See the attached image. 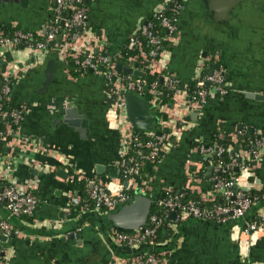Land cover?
Returning <instances> with one entry per match:
<instances>
[{"label":"crops","instance_id":"0c3cea01","mask_svg":"<svg viewBox=\"0 0 264 264\" xmlns=\"http://www.w3.org/2000/svg\"><path fill=\"white\" fill-rule=\"evenodd\" d=\"M87 3L91 38L86 41L78 37V46L95 55H119L137 26L135 18L116 15L113 0ZM55 4L56 0H30L23 7L19 1L0 0V32L17 28L45 35ZM258 5H246L232 23L216 27L203 20L200 0L186 1L178 38L166 45L159 62L180 83L179 97L170 109L182 108L184 122L178 126L174 149L156 167L149 165L151 173L141 189L154 202L169 191H188L191 199L212 203L219 198L222 204L221 194L214 193V166L206 167L204 162L202 167L199 147L208 146L218 133L236 139L245 131L256 135L264 131V12L257 9ZM149 13L146 10L143 14ZM230 32L236 37L225 36ZM54 53L51 45L42 51L24 44L0 49V76L7 73L13 81L8 100L18 109L26 108L19 129L5 145L10 152L0 150V182L26 189L39 199L33 218L21 219L20 225H12L14 233L1 235L4 264H122L133 258L111 257L101 237V232L114 228L108 216L101 210L99 214L93 211V216L92 212H81L75 218L70 215L75 207L72 197L85 195L75 185L76 179L89 181L91 189L97 180L110 182L123 176L118 166L122 134L107 118L118 95L102 74H80L58 56L54 60ZM49 60L55 65L46 75ZM208 64L211 71H216L214 65L225 70L228 93L222 96L209 89L207 103L195 107L187 98V87L203 75ZM251 93L263 98L256 99L249 96ZM180 98L187 99L188 104H180ZM72 111L89 121L83 136L70 125L76 120ZM157 111L160 115L158 106ZM123 123L132 129L127 114ZM251 150L237 147L233 155ZM98 166L106 167L104 175L98 174ZM111 169L120 170L118 179L110 177ZM239 187L264 190V157ZM137 188L130 190L134 193ZM257 212L256 216H264V206ZM4 215L0 208V221H7ZM187 221L167 225L171 233L166 230L161 245L171 246L179 226L181 231L171 250L160 253V264H264V233L250 241L243 253L226 227L187 225ZM78 229L81 231L75 236Z\"/></svg>","mask_w":264,"mask_h":264},{"label":"built area","instance_id":"2783aa9c","mask_svg":"<svg viewBox=\"0 0 264 264\" xmlns=\"http://www.w3.org/2000/svg\"><path fill=\"white\" fill-rule=\"evenodd\" d=\"M83 1L84 0H56L53 10L57 15L62 16L60 18L57 17V20L61 21V27L50 26L45 41L30 42L35 39L38 33L29 31H16L12 37H7L4 33L0 32V49L5 47L16 48L26 43L27 46L32 49L42 51L47 49L49 44L58 38L59 32L62 30L63 34L61 41L55 46L59 59L68 65L69 61L73 60L77 66L74 69L80 74L88 71L102 74L109 87L117 93V101L115 102V106L109 110L107 118L110 126L122 134L123 152L118 166L123 174L127 175H125L127 179L124 182L122 180H111L110 182L97 180L92 183V188L88 191L87 199L83 198L81 195H75L71 199L72 205L80 207L82 213H93V211L99 212L101 210L103 215L109 216L111 213L116 212L126 205L127 201L130 199L124 192L127 190L125 189V183H130L131 189L135 186L141 189L142 186L145 185L146 179H139L141 175V165L148 164L152 167H156L161 163L163 158L174 149L177 142L178 131L180 130L178 126L184 122V110L178 108L176 111H172L170 107L167 106L159 107V111L166 114L167 119L163 120L160 118L159 134L143 133L148 139V141L145 142L141 141L139 137L134 134V130L131 129L129 125L123 123L126 116V104L123 92L129 90L134 92L138 91L144 95L147 93L151 94L155 90V84L148 86L145 81L139 78L134 79L129 75L124 77L120 71L117 70L119 60L122 58L121 53L114 57L108 54L95 55L82 47V45L78 46V38H74V41H71V34L75 30H77L75 35H78V37L81 36L86 41L91 38L89 10L83 6ZM186 1L187 0H168L167 5L160 12L154 14L151 19L142 21L137 25L127 41V47L129 49H137L138 51L136 56L129 58L128 66L133 67L135 64H139V66L143 65L144 68H148L152 74L161 76L162 81L166 82L174 91L173 104L179 97L180 83L173 75L169 74L162 63L159 64V62L165 51V46L169 43H174L178 38L179 18L185 9ZM170 4L171 7H169ZM166 11L171 15L166 14ZM156 17L159 20L158 24L152 21V19ZM79 28H82L81 32H79ZM163 32H165V34H163ZM139 36H143L146 39L147 44L151 47L149 51L144 50L143 43L139 40ZM158 64L162 67L160 70L157 68ZM225 74V70L220 68L207 75H202L197 79L198 90L196 94L198 100L190 103L195 107L207 103L209 97V89L207 90L205 88L207 84H210V89H215L218 94L222 96L227 94L228 89L226 88ZM1 87L6 101H9L8 98L12 91L13 81L9 78L7 73L1 75ZM152 101V103L157 106L156 99ZM179 102H181L180 104L182 105L188 104L187 99L183 98H180ZM25 110L26 108L22 109L21 113H9L4 111L3 107L0 105V122L10 117L13 118L16 125H18L16 130H14L9 124H6L8 136L14 137L16 134V131L19 129L24 119ZM232 139L236 142L235 137ZM250 145H253L254 150H251V152L239 153L237 158L242 157L245 161H252L254 164H252V166L240 167V174L237 176H232L226 181L216 175V173L221 170L220 167H214L215 170L212 177L215 189L214 193L215 195L221 194L223 196L222 204L214 206L213 208H203L199 207V204L194 200L189 199L187 204L182 205V203L173 196L174 191L166 192L162 199L155 201L154 204L167 209L170 214H176L175 219L168 222V224L174 221L173 223L179 225L190 219H203L213 223L223 224L231 220L242 218L254 204L264 201V193L261 196L253 197L249 195V192L245 193L240 189L241 187H239V183L244 178L253 175L255 163L264 157V135L260 136L257 141L251 142ZM133 146L137 148V157L129 156ZM143 149L148 150V152L145 153ZM229 150L233 152L234 148L230 147ZM199 151L202 155L201 165L203 167L210 153H215L219 158L225 152V149L222 147L213 148L203 145L199 147ZM232 166L239 168L237 159L233 160L228 167ZM197 172L199 173L201 170L198 169ZM216 200L217 199L214 201ZM88 201H91L95 205L94 210L89 208L87 204ZM0 204L16 218H33L39 206V199L30 191L8 183L0 188ZM165 221L166 218H160L150 214L147 226L143 230L123 231L112 228L109 232L110 238L114 244L120 247L135 248L141 245H155L159 243L156 241L157 231ZM149 224H151L152 227H149ZM238 230L239 228L233 230V237L239 239V247L242 249V252L245 253L251 241L249 232L264 233V216L260 214L255 216L252 223H247L246 228L241 234H238ZM79 231H81V229H78L75 236L78 235ZM14 232L13 226L8 221H0V237L2 234L10 235ZM3 252L0 242V259L4 258ZM162 255L163 254H161L160 257H163ZM160 257L152 253L135 257L122 264H160L162 262V258ZM0 264H4V262L0 260Z\"/></svg>","mask_w":264,"mask_h":264},{"label":"water","instance_id":"95a60500","mask_svg":"<svg viewBox=\"0 0 264 264\" xmlns=\"http://www.w3.org/2000/svg\"><path fill=\"white\" fill-rule=\"evenodd\" d=\"M15 2L19 1L23 7L30 2V0H13ZM86 3L88 0L85 1ZM168 3V0H113L114 8L116 11V15L119 17H132L135 18V23L138 25L142 21H147L151 19L154 14L160 12ZM248 4H259L257 9L262 10L264 12V3L262 1L252 0H200V5L203 7V20H206L211 25L214 26H223L232 23L235 20L236 14H238L239 10L246 7ZM146 10H150L149 14H143ZM79 32L82 31V28L78 29ZM63 31L59 32L58 38L51 42L50 45L55 47L60 43L62 38ZM226 37L229 39H233L236 37L235 33H224ZM78 38V35H75V39ZM57 52V51H56ZM54 60L57 59L58 53H54ZM54 60H49V64L45 69L46 75L49 70H53L55 62ZM214 69L219 70V65H214ZM117 70L121 73L129 76H133L135 78L141 79L143 76V72L139 69V64H135L133 67L124 66L119 63L117 65ZM92 73V71H90ZM212 73V71L210 72ZM210 86V84H207ZM125 104H126V114L127 118L130 122V125L133 130L138 131L139 133H147V134H159V123H160V115L157 111V106L151 102L143 93L134 92L126 90L123 92ZM249 96H253L256 99L263 98L262 96L251 93ZM72 114L76 113L75 111L71 112ZM75 121L70 123L73 127H75L83 136L85 129L89 127V121L84 119L80 115L74 114ZM4 149L6 153L10 152V148L5 146L3 143V134L0 133V150ZM238 150V149H237ZM234 152H232V155ZM106 167L98 166L97 172L100 175H104L106 173ZM109 175L113 179H118L120 175V170L111 169ZM131 188L130 183H125V189L129 190ZM245 193H248L253 188H240ZM135 196L131 197L127 204L121 207L114 213H111L108 216L109 221L112 223L113 227L123 231H137L143 230L148 223L149 216L152 211V207L154 205V201L147 197L140 188H137L134 191ZM264 206V201L258 202L254 204L251 209L242 217L236 220L228 221L227 223L218 224L213 223L203 219H190L186 222V224L195 223V224H203L208 227L211 226H219L226 227L230 234L233 236L234 229L239 228L238 234H241L246 228L247 223H252L256 214L258 213V209ZM0 208L5 211L4 218L11 225H20L21 219L16 218L10 214V212L0 204ZM99 214V212H94ZM93 216V213H92ZM176 214L172 213L171 218L175 219ZM181 231V227L179 226L175 231L172 239L171 246H165L161 244L155 245H141L139 247L131 248V247H120L111 240L110 233L101 232V237L104 240L103 243L107 248L111 257L115 256L120 259L124 258H135L138 256L148 255L152 253H162L170 251L173 247V243L177 242L179 237V232ZM166 235L168 233H165ZM251 241H255L258 238L259 233L250 231ZM234 240L239 245V239L234 237ZM77 245L81 246L82 242L79 241ZM127 256V257H126ZM114 262V261H113Z\"/></svg>","mask_w":264,"mask_h":264},{"label":"trees","instance_id":"16d2710c","mask_svg":"<svg viewBox=\"0 0 264 264\" xmlns=\"http://www.w3.org/2000/svg\"><path fill=\"white\" fill-rule=\"evenodd\" d=\"M86 0L83 1V6L86 7L87 9H89V4L85 3ZM178 1H182V0H178ZM169 7H171V4L169 5ZM54 9V8H53ZM166 14H169L168 11H166ZM57 17H62L60 15H57L54 10H52L51 12V18H50V22L48 23V32L45 35H37L35 36V39H33L32 43L35 42H41V41H45V39L47 38V35L49 33V27H61V21L57 20ZM152 21L155 24H158V19L153 18ZM18 31L17 28H9L5 31V36L7 37H12L14 35V33ZM77 30H75L72 34H71V41H74L75 38V33ZM163 34H165V32H163ZM139 40L143 43V47L145 51H149L151 49V47L147 44L146 39L143 36H139ZM24 45H27L26 43ZM50 46V45H49ZM166 48V46H165ZM138 54L137 49H129L126 46L124 47V49L121 52L122 58L119 60V63L123 64L124 66H128L129 65V58L130 57H134ZM70 66L74 69L75 67H77L75 65V62L73 60L69 61ZM141 70L143 71V76L141 78L142 81H145L146 84L148 86H151L153 84H155V90L153 93H147L145 96L150 99L151 101L153 99H156V104L158 107H163V106H167L170 107L173 104V94L174 91L166 84V82L162 81L161 76L157 75V74H152L150 72V70L148 68H144V66H140ZM205 70L203 73L204 75H207L211 72V66L208 64L205 66ZM121 73V72H120ZM124 77H127L128 75H125L123 73H121ZM75 75H77L75 73ZM227 75L225 74V80ZM133 77V76H132ZM135 79V77H133ZM137 79V78H136ZM207 90L210 89L209 86L205 87ZM198 90L197 87V81L192 82L191 84L188 85L187 87V91H188V100L189 102H195L196 100H198L197 98V94L196 91ZM0 105L3 107L4 111H7L9 113L12 112H22V109H18L17 105L6 101L5 96L2 93V87H1V76H0ZM161 119L166 120L167 119V115L164 114L163 112L160 113ZM1 119V117H0ZM6 124H9L14 130H16L17 126L16 122L14 121L13 118L8 117L6 120L1 121L0 122V133L3 134V143L6 145L8 144L12 137L7 135V129H6ZM166 132V131H164ZM134 134H136L139 139L143 142L148 141L147 136L143 133H139L137 131H134ZM264 135V131L261 133V135H256V134H252L250 132H243L242 135L240 137L236 138V142L232 139V137H230L228 134L225 133H218L216 135H214L211 139V142L209 143L208 146L213 147V148H219L222 147L225 149V152L218 158L216 156L215 153H210L209 156H207L206 161H205V165L206 167L213 165L214 167H220V171H218L216 173V175H218V177L224 179V180H229L230 177L232 176H237L238 174H240V167H247V166H252V164H254L252 161H241L239 158H237L235 155H232V150H229L230 147L232 148H239L241 147L242 149H245L247 147H249L250 149L254 150L253 145H249L251 142L257 141L260 136ZM223 136V138H222ZM145 153L148 152V150L143 149ZM137 148H135L134 146L132 147L129 156H133V157H137ZM237 159L238 164H239V168L238 167H228L233 160ZM151 173V169L149 168L148 164H144L141 165V175L139 177V179L141 180H145ZM123 174L121 180L124 182L127 179V175ZM5 184V183H4ZM6 185V184H5ZM0 182V188L5 186ZM75 185L79 186L82 188V190H84V198L87 199L88 196L86 194V192L88 190H90V183L89 181H85V180H75ZM125 194L128 197H134V193L132 190H125L124 191ZM264 193V190H252L249 192V195L251 196H261ZM173 196L175 198H177L182 205L187 204L188 200L191 199V194L188 191H182V192H178V191H174L173 192ZM221 198L223 197L222 195L220 196ZM192 200H194L195 202H197L199 204V207H203V208H213L214 206L220 205L219 203V198H217L216 201L212 202V203H203L200 198L195 197ZM89 205V208H94L95 205L91 202L88 201L87 203ZM79 213H81L80 211V207H73L71 209V217L75 218L79 215ZM152 215H156L157 217L160 218H166L165 223L161 226V228L157 231V242H164L165 241V237H164V233L167 231H169L171 233V229L168 228V226L166 224H168V222L171 221V214L167 211V209L159 207L157 204H154L152 207V211H151ZM25 220H30L29 217H24ZM149 227H152L151 224H149ZM155 256L160 257L161 255H159L158 253H153ZM162 258V257H160ZM2 262H4V258L0 259Z\"/></svg>","mask_w":264,"mask_h":264}]
</instances>
